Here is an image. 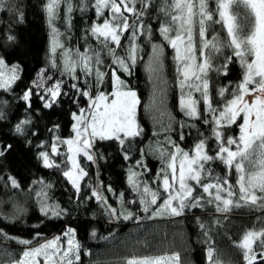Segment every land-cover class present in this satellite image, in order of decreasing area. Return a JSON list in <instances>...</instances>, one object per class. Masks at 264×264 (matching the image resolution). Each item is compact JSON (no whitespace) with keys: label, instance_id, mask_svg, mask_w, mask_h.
Here are the masks:
<instances>
[{"label":"trees","instance_id":"1","mask_svg":"<svg viewBox=\"0 0 264 264\" xmlns=\"http://www.w3.org/2000/svg\"><path fill=\"white\" fill-rule=\"evenodd\" d=\"M47 2L6 0V7L0 10V56L7 65L17 64L20 68L19 79L11 90L0 89V112L3 113L0 118V151L4 153L0 155V264H9L25 250L27 245L19 243L20 240L36 244L53 235L64 237L69 228L75 229V236L81 244L80 260L76 264H108L132 256L164 252H179L183 264H209L207 249L210 245L216 249V255L223 264H245L243 253L234 242H238L249 229L264 228V208L245 206L219 212L215 203L208 202L211 198L202 187L192 181L195 189L193 196L203 197L202 206L186 208L180 216H153L157 206L152 205L148 212H144L139 198L141 193L128 182L130 170L139 173L140 188L146 184L152 190H158L161 199L157 203L160 204L166 194L157 174L166 167L168 154L175 151L170 141L189 153L194 152L195 145L202 139L209 155H215L219 147L213 135L215 124L212 113L208 111L202 93L193 91V97L199 101L198 116H188L180 106L181 77L174 59L175 50L159 31L161 24L169 22V17L160 11L164 6L163 0H152L151 6L139 18L126 13L129 23L137 31L135 43L138 53L136 63H129L131 75L115 63V57L128 59L131 28L122 34L119 46L111 41L104 44L92 35L91 27L110 17V11L105 10L104 16L98 17L95 0H62L52 24H49ZM69 4L71 12L68 11ZM136 8L140 10L142 5L138 2ZM209 8L215 13L216 0H209ZM234 11L246 32L249 23L246 10L240 5ZM21 12L22 21L19 19ZM217 20L218 13L214 21L207 24V38L211 40L215 36L226 43L227 30L221 23L215 22ZM141 23L144 25L143 35L139 30ZM53 27L58 31L55 38L64 46L57 47L55 54L51 50ZM8 35L14 36L15 40H7ZM194 41L199 56L201 38L198 28ZM152 45L162 46L161 60L155 66V72L148 70ZM65 49H70L73 54L77 50L89 55L98 54L101 61L99 70L105 73L103 82H97L95 67L88 75L80 67L73 75L65 72ZM109 49H114L115 57L109 54ZM226 57H232V60L227 63L225 74L223 66ZM76 58L73 55V59ZM53 59L55 67L52 66ZM211 63L212 68L206 77L209 81L208 94L212 107L219 111L232 98L243 69L232 50L226 47L212 55ZM114 68L137 92L140 103L136 119L142 132L139 136L126 138L123 145L115 139L96 138L91 148L94 159L80 156L81 166L87 175L77 191L63 174L70 169L67 145L57 143L59 154L51 152V145L57 137L62 141L73 136V113L88 108V97L81 95V91H91L96 95L113 88ZM42 70L43 85L36 87L33 81L40 82ZM56 81L61 82V95L51 108H45L44 102L49 98L45 89ZM225 87L228 91L220 96L219 90ZM28 89H32L33 93L30 107L29 102L22 99ZM187 91L185 87L183 93ZM25 120L30 123L23 125V133H17L16 125ZM242 122L241 116L236 124L220 128L224 139L237 137L238 125ZM41 152H48L56 166L46 167L39 155ZM205 169L202 183H216L217 177L221 181L227 179L238 193L235 169H227L219 160L207 162ZM209 169L210 176L207 175ZM9 177L16 179L20 185L18 189L11 187ZM41 191L47 194L46 200L43 196L37 197L36 193ZM94 191L106 199L98 200L93 195ZM222 195L226 197L227 194ZM41 200L53 207L59 205L60 215L41 212ZM109 206L117 209L115 215ZM121 212H132L134 215L125 220ZM257 264L261 262L257 261Z\"/></svg>","mask_w":264,"mask_h":264},{"label":"snow or ice","instance_id":"2","mask_svg":"<svg viewBox=\"0 0 264 264\" xmlns=\"http://www.w3.org/2000/svg\"><path fill=\"white\" fill-rule=\"evenodd\" d=\"M61 2L62 0H48L46 10L49 24H52ZM138 2L142 5L140 10L136 8ZM163 2L164 6L160 8V11L169 17V22L161 24L159 31L164 40L175 50L174 59L178 63L177 72L181 77L180 106L188 116H198L199 101L193 97V91L202 93L207 102L208 111L212 113L215 124L213 135L219 142V147L215 155H209L205 140L202 139L195 145L194 154L190 155L174 141H170L175 151L168 154L166 167L157 174V179L162 180L163 192L166 194L161 204L157 203L161 199L158 190L154 191L146 184L143 189L140 188L139 173L130 170L128 182L134 190L141 193L140 204L143 205L144 212H148L152 205L157 206L152 213L153 216H180L186 208L202 206L203 197L193 196L195 189L190 181L202 187L203 192L211 198L208 202L215 203L216 210L219 212H229L232 208L245 206L264 208V0H216L215 13L209 8V0H171V2L163 0ZM151 3L152 0H95L98 17L104 16L105 10L111 13L110 17L104 18L103 23H96L91 27V33L97 40H101L104 44L111 41L119 46L122 34L132 29L127 61L123 57H115L114 49H109V54L115 57V63L119 64L129 75H131L129 63L132 65L136 63L138 45L135 43L137 31L134 25L129 23L126 13L139 18L145 14V10L151 6ZM240 5L246 10V19L249 21L246 32L234 11V8ZM5 7L6 0H0V10ZM68 11H72L71 4L68 6ZM216 13H218L219 20L215 22L221 23L227 30L226 43L221 42L215 36L211 40L207 38V24L214 21ZM19 19L21 21L23 19L22 12L19 13ZM197 28L201 38L199 56H197L194 41ZM143 29L144 25L141 23L139 25L141 35L144 34ZM52 31L54 38L51 50L55 54L57 47L63 48L64 46L55 38L58 35L57 29L53 27ZM148 35H151L150 28ZM6 38L9 41L15 40L12 35ZM225 47L232 50L243 72L240 82L235 85L232 98L227 100L223 108L218 111L212 107L208 94L209 81L206 77L212 68V55L220 53ZM73 55L77 58L73 59ZM161 55L162 46L152 45V59L148 65L150 72L156 71L155 66L159 65ZM231 60L232 57H226V63L223 66L225 74L227 63ZM100 63L98 54L89 55L88 52L80 53L78 50L73 54L70 49H65L63 52L64 71L69 75H73L77 67L82 68L85 75H88L95 67L97 82L102 83L105 73L99 70ZM52 66H56L54 59ZM19 71V65L8 66L3 56H0V89L11 90L12 85L19 79ZM43 71L39 76L40 82L33 81L36 87L43 85ZM112 76L114 86L110 93L100 91L93 95L91 91H81V95L88 97V108H81L79 115L73 113V119L76 121L73 125L75 137L62 141L57 137L51 145V152L54 154H59L57 143L67 145L71 168L63 174L77 191L80 187L79 181L87 173L79 167L76 157L83 153L88 160H93L94 157L89 154V150L96 138L115 139L123 145L126 138L139 136L142 132L136 119L137 106L140 103L137 92L116 75L115 71ZM72 87L76 88V85ZM185 87L188 88L186 94L183 93ZM45 91L49 98L45 100L44 107L51 108L61 95V82L56 81ZM227 91V87L221 88L219 95L224 96ZM32 94V89H28L22 97L24 101L29 102V107ZM241 116L243 122L238 125L239 135L228 137L225 140L220 128L236 124ZM2 117L3 113L0 112V118ZM29 123L30 121L25 120L17 124L16 132L23 133V125ZM3 154V151H0V155ZM163 154L161 152L162 156ZM39 155L46 167L56 166L54 161L50 160L48 152H41ZM213 160L221 161L229 170L235 169L238 193L227 179L221 181L217 177L216 183L201 182L202 175L206 172V163ZM207 175H211L210 169L207 170ZM9 182L12 188L20 187L13 177H9ZM222 193H226V197ZM36 195L37 197L43 196L46 200L47 194L43 191ZM93 195L98 200L106 199L95 191ZM45 200H41V212L45 215L51 212L53 216H59V205L50 206ZM121 202H123V194H121ZM109 208L115 215L117 209L111 206ZM120 215L128 220L134 214L121 212ZM201 227L203 228L204 225L201 224ZM92 234L95 235V232ZM64 236L67 237L66 247L60 243L61 237L57 236L39 246L26 247L19 257L10 260L9 264H41V258L43 264H76L80 260L81 244L75 239V229H67ZM19 243L31 245L32 241L20 240ZM234 243L242 251L245 264H257L258 260L264 264V228L249 229L243 233L238 242ZM207 259L209 264H223L216 255V249L211 245L207 249ZM124 264H181V255L179 252H173L157 256H132L125 258Z\"/></svg>","mask_w":264,"mask_h":264},{"label":"rangeland","instance_id":"3","mask_svg":"<svg viewBox=\"0 0 264 264\" xmlns=\"http://www.w3.org/2000/svg\"><path fill=\"white\" fill-rule=\"evenodd\" d=\"M108 11V10H107ZM108 13H109V11H108ZM103 23V22H102ZM9 66V65H8ZM113 71H115L116 72V75H118V76H120V78L122 79V80H124L127 84H128V80L123 76V75H121L115 68H114V70ZM113 86H114V78H113ZM113 90V88L111 89V90H102L103 92H105V93H110L111 91ZM137 111H138V106H137ZM80 114V112L79 113H76V115H79ZM136 115H137V113H136ZM76 123V121H74V124ZM73 124V125H74ZM75 137V132H74V134H73V136L72 137H70V138H68V139H71V138H74ZM89 154L90 155H92V151H91V149L89 150ZM190 155H192V154H194V152H192V153H189ZM81 155H84L83 153H80L77 157H76V159H77V162H78V164H79V167L80 168H82V166H81V162H80V156ZM85 156V155H84ZM70 168H71V161H70ZM83 169V168H82ZM85 172V171H84ZM84 178V177H83ZM83 178L79 181V184H80V186H81V183H82V180H83ZM190 184L192 185V187H193V184H192V181H190ZM143 187L144 186H141V189H143ZM80 188V187H79ZM139 198H141V196L139 197ZM162 203V202H161ZM160 203V204H161ZM162 217H167V218H169L170 216L169 215H161ZM57 236H59V235H53V236H51V237H48V238H46V239H43V240H41L40 242H38V243H36V244H34V243H31V245H27L26 247H34V246H39V244H42V243H44V242H46L47 240H51V239H53L54 237H57ZM61 237V236H60ZM75 239L77 240V238H76V236H75ZM78 241V240H77ZM60 243L61 244H63L65 247L67 246V237H61V241H60ZM171 253H173V252H164V253H152V254H147V255H140V256H157V255H164V254H171ZM140 256H137V257H140ZM124 260L125 259H123V260H116V261H114V262H110V263H108V264H124ZM41 264H43V260H42V258H41ZM181 264H183L182 263V261H181Z\"/></svg>","mask_w":264,"mask_h":264},{"label":"water","instance_id":"4","mask_svg":"<svg viewBox=\"0 0 264 264\" xmlns=\"http://www.w3.org/2000/svg\"><path fill=\"white\" fill-rule=\"evenodd\" d=\"M259 261V260H258Z\"/></svg>","mask_w":264,"mask_h":264}]
</instances>
